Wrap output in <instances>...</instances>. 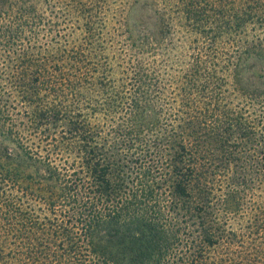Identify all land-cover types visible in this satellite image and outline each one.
<instances>
[{"label": "trees", "instance_id": "1", "mask_svg": "<svg viewBox=\"0 0 264 264\" xmlns=\"http://www.w3.org/2000/svg\"><path fill=\"white\" fill-rule=\"evenodd\" d=\"M106 1L0 0V264H264V0H175L168 75L150 0L111 64Z\"/></svg>", "mask_w": 264, "mask_h": 264}, {"label": "rangeland", "instance_id": "2", "mask_svg": "<svg viewBox=\"0 0 264 264\" xmlns=\"http://www.w3.org/2000/svg\"><path fill=\"white\" fill-rule=\"evenodd\" d=\"M135 0H107L101 5L99 12V22L105 24L102 38L106 45L108 44V56L111 64L127 67L128 63L135 62L137 54L128 46L129 40L114 27L118 26L119 20L126 15L125 7ZM153 8L158 10L163 16L164 23L167 22L166 37L158 47H144V54L140 57L146 63L156 67L164 75L171 74L184 64L188 53L192 50L190 44L192 36L180 29L176 24V15L172 7L175 6V0H150ZM104 7V8H103ZM122 12H124L122 14ZM136 14V13H134ZM134 17V16H133ZM71 21H69L70 23ZM113 28V29H112ZM22 136V144L30 147V132H17Z\"/></svg>", "mask_w": 264, "mask_h": 264}]
</instances>
